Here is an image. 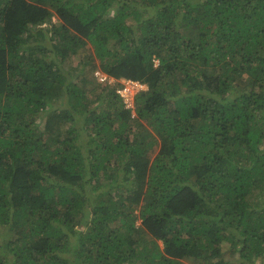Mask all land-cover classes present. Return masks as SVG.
<instances>
[{
	"label": "trees",
	"instance_id": "trees-1",
	"mask_svg": "<svg viewBox=\"0 0 264 264\" xmlns=\"http://www.w3.org/2000/svg\"><path fill=\"white\" fill-rule=\"evenodd\" d=\"M260 258L264 0H0V264Z\"/></svg>",
	"mask_w": 264,
	"mask_h": 264
},
{
	"label": "built area",
	"instance_id": "built-area-1",
	"mask_svg": "<svg viewBox=\"0 0 264 264\" xmlns=\"http://www.w3.org/2000/svg\"><path fill=\"white\" fill-rule=\"evenodd\" d=\"M95 75L99 77V79L102 81V82H105L106 80H108L109 78L107 77V75H105L102 71L100 70H97L95 72ZM141 85L138 83V82H134V81H128L126 83V87H125V90L127 88H132V91L134 92L135 89H138V87H140Z\"/></svg>",
	"mask_w": 264,
	"mask_h": 264
},
{
	"label": "clouds",
	"instance_id": "clouds-1",
	"mask_svg": "<svg viewBox=\"0 0 264 264\" xmlns=\"http://www.w3.org/2000/svg\"><path fill=\"white\" fill-rule=\"evenodd\" d=\"M101 71V70H100ZM109 78V77H108ZM109 80H110V82H114V80H115V78H113V77H110L109 78ZM128 81H131V80H124L123 82H124V84H125V86H124V88L122 89V95L124 96V97H126V100H127V102L129 103V104H131L132 103V99H133V94L137 91V90H139V89H142V88H144L145 86L143 85V84H141L140 82H138V81H134V82H138L141 86L140 87H138V89H136L134 92H133V94L131 95V99H129V97H127L128 95H127V93L125 92V87H126V83L128 82ZM128 106H130V105H128ZM154 150H151V155H153L152 156V158L154 157V155H155V151L153 152ZM237 260V259H236ZM236 262V261H235Z\"/></svg>",
	"mask_w": 264,
	"mask_h": 264
},
{
	"label": "rangeland",
	"instance_id": "rangeland-1",
	"mask_svg": "<svg viewBox=\"0 0 264 264\" xmlns=\"http://www.w3.org/2000/svg\"><path fill=\"white\" fill-rule=\"evenodd\" d=\"M55 20H56V19H55ZM83 53H84V51H83V52H82V51L80 52L81 55H83ZM88 53H89V50H88ZM80 54H79V55H80ZM79 55H78V56H79ZM77 58H78V57H77ZM156 63H158V60H156ZM74 64H76V63H74ZM135 90H136V89H135ZM125 92H126L127 95H128L127 97H129V99H131V95L133 94L132 88H127V89L125 90ZM153 152H154V151H153ZM152 156H153V155H152ZM139 222H140V221H139ZM238 236H240V235H238ZM222 246H223V248H227V249H228V246H229V245H227V243H224ZM226 253L228 254V250H227ZM231 261H236V260L234 259V260H231ZM263 262H264V258H260V259L257 260L256 263H257V264H262ZM189 264H193V263H189Z\"/></svg>",
	"mask_w": 264,
	"mask_h": 264
}]
</instances>
